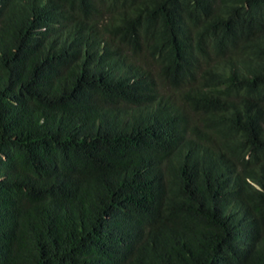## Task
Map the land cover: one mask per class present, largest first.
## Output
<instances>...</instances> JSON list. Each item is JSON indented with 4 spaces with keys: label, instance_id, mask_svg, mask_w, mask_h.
Masks as SVG:
<instances>
[{
    "label": "trees",
    "instance_id": "trees-1",
    "mask_svg": "<svg viewBox=\"0 0 264 264\" xmlns=\"http://www.w3.org/2000/svg\"><path fill=\"white\" fill-rule=\"evenodd\" d=\"M0 264H264V0H0Z\"/></svg>",
    "mask_w": 264,
    "mask_h": 264
},
{
    "label": "rangeland",
    "instance_id": "rangeland-1",
    "mask_svg": "<svg viewBox=\"0 0 264 264\" xmlns=\"http://www.w3.org/2000/svg\"><path fill=\"white\" fill-rule=\"evenodd\" d=\"M149 66L152 67V64H149ZM152 69H154V67H152ZM152 71H153V73H154L155 70H152Z\"/></svg>",
    "mask_w": 264,
    "mask_h": 264
}]
</instances>
